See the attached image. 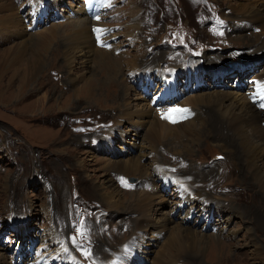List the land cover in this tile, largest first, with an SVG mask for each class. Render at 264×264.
Returning <instances> with one entry per match:
<instances>
[{
	"label": "rangeland",
	"instance_id": "374dc122",
	"mask_svg": "<svg viewBox=\"0 0 264 264\" xmlns=\"http://www.w3.org/2000/svg\"><path fill=\"white\" fill-rule=\"evenodd\" d=\"M14 1L6 12L11 17H6L8 27H15L0 31V264H44L50 256L49 263L56 264L62 251L58 240L78 264H100L111 253L124 264H264V198L256 175L242 162L239 146L234 148L237 156L229 159L220 131L211 126L208 135L205 130L206 115L217 111L216 101L235 113L242 106L264 112V0H112V5L103 0L101 16L94 11L93 18L101 17V40L74 53L71 70L68 58L51 53L64 44L78 14L86 20L83 1L43 0L42 17L22 0ZM243 6L254 11L246 13ZM258 29L260 34L253 32ZM52 31L55 39L40 52L47 63L37 86L23 94L25 64L7 65L11 49L39 35L51 37ZM131 62L138 70L130 72ZM138 72L163 80L178 75V121L138 91ZM189 72L205 88L184 93ZM189 82L190 89L196 87L194 80ZM44 94L49 103L47 97L39 99ZM60 94L65 113L52 102ZM40 108L49 115L40 117ZM138 111L145 113L144 128L125 120ZM149 139L155 151L147 150ZM156 151L161 159L158 153L155 158ZM174 152L175 158L170 156ZM157 160L163 173L150 177L154 186L161 185L173 198L177 190L163 184L167 178H183L213 206L201 215V201H196V213L184 220L171 213L163 195L150 196L138 177L149 175ZM100 188L120 196L123 204L101 200ZM143 199L150 202V217L171 219L185 230L184 237L191 233L201 239L193 244L187 237L180 248L176 243L163 248L169 234L160 238L154 228L136 226V204ZM126 201L133 214L121 212ZM187 210L185 204L183 214Z\"/></svg>",
	"mask_w": 264,
	"mask_h": 264
},
{
	"label": "bare ground",
	"instance_id": "6f19581e",
	"mask_svg": "<svg viewBox=\"0 0 264 264\" xmlns=\"http://www.w3.org/2000/svg\"><path fill=\"white\" fill-rule=\"evenodd\" d=\"M0 1H4V2L0 3V15H1L0 16V31H1V29H2V31L7 30V29H13L12 27H15L14 24L11 27H8V24H10V22L8 21V18L6 16H9V17H11V16L6 15V12H8L14 4L16 5L17 2H15L14 0H0ZM37 1H38V3L36 2V0H22L23 4L30 6V9L33 10V14H37L38 16L42 17V9H43L42 8L43 7L42 2H43V0H37ZM101 1L102 0H98V2H101ZM44 2L46 3L47 0H45ZM111 3H113L112 0H109V5H112ZM243 8H244V12H246V13H252V11H254L252 8H250L248 6H246V7L243 6ZM250 10H252V11H250ZM81 12L84 16H87L84 18L86 20L79 19L80 15L78 14L76 16V18H78V20L76 22H74V24L72 25L73 29H71V33L66 36V38H65L66 40H65L64 44H59V51L58 52L52 51V53H51L52 56H57L58 54H61L65 58H68V61H69L68 69L69 70H71L70 64L73 63V61H74L73 57H72L74 55V53L82 52V51L86 50L87 48L91 47V45L93 43H95V44L98 43L101 40V37L103 34L101 31H103L104 28L99 23L101 17L98 18L96 16V19L93 20L94 17H92L91 15L88 14L85 7H83ZM99 16H101V14ZM247 18L250 20V19H255L258 17L248 16ZM6 21H8V22H6ZM241 24L243 27L248 29L247 26L243 22ZM96 29H100L101 31L97 32ZM261 31H262L261 29H258L256 31L253 30V32H257L259 34L261 33ZM253 32H252V34H253ZM43 35L44 36L39 35L36 39H27L23 43L21 41L22 44L19 43L16 46H14L13 49H11L12 51L9 50V53H10V51L12 52V56H11L10 61L8 62L7 65L11 66L15 62L16 63H19V62L22 63L23 62L25 64L24 68L21 69L22 74L20 77L21 80L25 83V84H23L22 90H21V92L23 94L24 93L30 94V92H32L35 89V87L37 86V83H38L36 80H37V78H39L40 73L45 68L44 65H46V63H47V61L45 60V57L40 52L46 50L48 44L50 43L49 40H52V38L55 39V35L53 34V31L51 32V37L47 34H43ZM47 59L49 62L52 61V58H50V57H48ZM127 65L130 69V72L138 70L137 65L133 62H131ZM12 70H14V69H12ZM18 71H20V70H18ZM18 71L15 69L13 72L17 74ZM47 71H48V69H47ZM139 73L140 72H138L137 75ZM145 73H147V72H145ZM48 74H50V73H48ZM11 78L13 79V76H11ZM90 92H91V90H90ZM22 95L17 96V98H20ZM62 95L63 94H60V96L52 98V100H53L52 102H53V105L55 106V109L60 111V112H64V109H65V107L63 108V106L60 107L61 102L58 100ZM64 95H65V93H64ZM45 97H47L46 94H44V96L40 97L39 99H42L44 101ZM69 99H70V97H69ZM50 100L51 99L48 98L47 102L49 103ZM93 103L96 104L97 101H94ZM261 104H264V101H261ZM213 105L217 108V111L215 113L211 112V113L206 115L207 122H208V124L205 127L206 133L208 135L210 134L211 126L217 128L220 131V134H218L220 137V140L223 141V144L225 142V144L227 145L226 146L227 148H230V150L228 151L229 156H227V158H229V159L230 158L233 159L237 156V154L234 152V148L236 146H239L241 148V151L239 153L241 155L242 162L244 163L246 168L251 171V173L253 175H256L255 176L257 178L256 183H255L256 188L261 193L260 198L261 199L264 198V123H263L264 122V115H263L264 112L252 111L250 107H243L242 106L240 108V113H235L231 107L224 105V101H216L213 103ZM254 105H259V104L254 103ZM40 109H41L40 113L42 114V116L40 115V117L43 118V117H46L49 115L48 113L43 112L44 110H47V108H40ZM126 110H127V108H126ZM125 118H126L125 120L130 122L132 124V126H137V127H141V128L145 127L146 121L144 120V118H146V117H145L144 112L138 111L136 114L133 112L130 114L128 113L127 115H125ZM186 118H187V116H186ZM123 120L124 119H122L121 121H123ZM116 121L118 122L119 119H117ZM116 129H118V127ZM120 132H122V131H117V132L115 131V133L122 136L123 133H120ZM48 136L49 135H46L44 138L49 139ZM149 136L151 139L152 135L149 134ZM150 139H149V142H147V150L149 152L150 151L152 152V151H155V147H153V145H152L153 143L151 142ZM178 146L183 147V144L179 143ZM157 153H158V159H161L162 153H160L158 151H156L155 158L157 157ZM175 155H176V153L174 152L170 156L175 158L176 157ZM142 157H145L144 154H142ZM160 163H161L160 160H157L156 165L149 172V175H148V172H145L141 177H138V178H139V181H141V183L144 184L145 189L149 188L150 192H152V194H149L150 196L163 195L167 199L166 202L170 206L172 214H174V215L179 214V219H180V217L183 216L184 220H185V218H187V216L189 214L196 213L194 211V206H195L196 201H201V203L199 202L201 205V208H200L201 215L206 213L207 207L211 208V206H213L212 204H210V202H208V199H206L204 196H202V194L195 192L194 189H192L190 186H188L186 184V182L184 180H182L183 178L180 179L179 177L178 178L172 177V178L166 179V182H165V184H163V187L166 188L169 184H172L173 185L172 189L174 191L177 190V192L175 191L176 193L171 194L173 196V198H169V196L165 195L163 193V191L161 190V185L156 187L150 181L151 176H153V175L157 176L158 174L163 173L161 171L162 165ZM79 165L84 170L83 161H81L79 163ZM167 174H170V173H167ZM161 176H163V174ZM115 177L119 178L118 176H115ZM109 180H110L109 178L104 179V182H106V184L108 186L111 185ZM72 184H73V186L77 185L76 181L74 179L71 180V185ZM99 192H100L101 200L107 201V203L113 204V205L123 204V202H122L123 200L120 196L114 197L112 193H106L104 191V188H100ZM130 195H131V191H127V193L124 194L125 199L129 200ZM148 200H149V198H146V201H148ZM66 202H67L66 198L63 199L62 203L65 204V206L67 207ZM89 204L92 205L93 202L89 201ZM125 204H127V205L124 206L122 209H120L121 212L123 214L124 213L133 214V210L130 206V203L126 201ZM185 204L188 205V210H187V212H185V214H183L184 213L183 206H185ZM136 206L137 207H136L135 212L138 215V219H137V223H136L137 227L140 228L142 226H146V227L154 228L156 231H158V235L160 238L165 233L169 234L171 236L170 239H167L163 248L168 247L169 245H171L173 243H176L177 248H180L184 245L183 240L187 239V237L189 238V240L193 244H197L198 240L201 239V237H199V236H192L191 233H187L186 236L184 237L183 234H184L185 230L182 229L177 223H174L175 221H172L171 219H166L165 217H157V218L150 217V215H149L150 214V208H149L150 202L145 204V199H143V203L137 202ZM125 208H127V209H125ZM67 213L69 214V206L66 208V214ZM244 214L249 219L248 214L246 212H244ZM73 218H75V217H73ZM82 218H84V217H82ZM64 230L65 229L63 228V231ZM120 233H122V231H120ZM138 236H139V232H138L136 238H138ZM145 237L148 238L146 236V234H145ZM147 242H148V240H146V243ZM61 243H60V240H58L57 244L59 245V247L61 248L62 251H60L58 254L59 258L55 257L57 260L56 264H63L66 260H71V262L68 261L69 264H78L76 258L72 257L71 255H68L69 257H67L66 254H64L66 249L64 247L62 248L63 245ZM141 245L143 248L146 246L144 243H141ZM66 253H68V252L66 251ZM53 257L54 256H50L45 261L46 263H44V264H50L49 261L51 259H53ZM103 258H107V259L104 260ZM103 258H102L103 261H101L100 264H124L122 262V258H118L112 253L109 256H106Z\"/></svg>",
	"mask_w": 264,
	"mask_h": 264
},
{
	"label": "snow or ice",
	"instance_id": "6c2138e0",
	"mask_svg": "<svg viewBox=\"0 0 264 264\" xmlns=\"http://www.w3.org/2000/svg\"><path fill=\"white\" fill-rule=\"evenodd\" d=\"M96 31H97V32H100L101 30H100V29H96ZM262 106H264V105H262ZM120 180H121V183H122L124 186H126V187H130V185L127 183V181H126L123 177H121ZM83 227H84L83 222H81V228H83ZM80 234H81V235H84V232L81 231ZM72 241H73L74 244L76 243L74 237L72 238ZM82 251H83L84 255H86V256L90 254L87 250H82Z\"/></svg>",
	"mask_w": 264,
	"mask_h": 264
}]
</instances>
